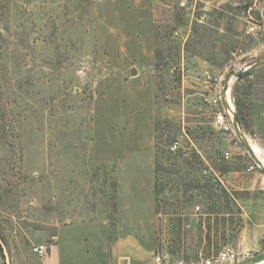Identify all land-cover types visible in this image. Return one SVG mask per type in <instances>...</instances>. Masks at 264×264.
I'll use <instances>...</instances> for the list:
<instances>
[{
  "label": "rangeland",
  "instance_id": "rangeland-1",
  "mask_svg": "<svg viewBox=\"0 0 264 264\" xmlns=\"http://www.w3.org/2000/svg\"><path fill=\"white\" fill-rule=\"evenodd\" d=\"M180 2L0 0V264H264V0Z\"/></svg>",
  "mask_w": 264,
  "mask_h": 264
},
{
  "label": "built area",
  "instance_id": "built-area-1",
  "mask_svg": "<svg viewBox=\"0 0 264 264\" xmlns=\"http://www.w3.org/2000/svg\"><path fill=\"white\" fill-rule=\"evenodd\" d=\"M181 7L187 6V0H181L180 2ZM256 29L255 25H252L249 27L248 32H253ZM174 37L176 38H182L183 33L180 29H176L173 31ZM205 80L207 84L209 85V93L206 95V100L208 103L212 106L218 107V111L215 113V118H214V124L217 126L219 129L232 133L233 135L236 136V143L241 142L240 138L238 137L236 130L234 128V115L236 113L235 107L233 106L230 97L228 95L229 103L231 105V108H228L224 105L223 100H222V90L224 88V75L222 74H217L209 69H207L204 73ZM179 142L174 143L171 146V149L175 151L178 149ZM225 158H230L231 153L230 151H225L224 153ZM256 166H259L257 163H254L250 166V170L255 168ZM260 167V166H259ZM205 173H211L213 174L212 168L210 169H205ZM214 174L218 177V174L214 172ZM262 188L264 189V181L262 182ZM197 208H200V206H197ZM44 246H38L36 247V251H38L40 254L44 253ZM225 258V254L221 253L215 260L209 259L207 260V264H215V263H222V260Z\"/></svg>",
  "mask_w": 264,
  "mask_h": 264
},
{
  "label": "water",
  "instance_id": "water-1",
  "mask_svg": "<svg viewBox=\"0 0 264 264\" xmlns=\"http://www.w3.org/2000/svg\"><path fill=\"white\" fill-rule=\"evenodd\" d=\"M264 66V58L260 59L259 61H257L256 63L246 66L244 68H239V69H231L230 71H228L224 77V88L222 90V100L223 103L226 107L231 108V105L229 103V99H228V94L231 91V83L233 78H241L244 77L248 74H250L251 72L255 71L256 69L260 68ZM234 128L236 130V133L238 135V137L240 138L241 142L243 143V145L245 146V148L248 150V152L250 153V155L252 156V158L255 160V162L264 169V164L262 162V160L257 156V154L255 153L249 138L241 131V127L238 121V117L237 114L235 113L234 115Z\"/></svg>",
  "mask_w": 264,
  "mask_h": 264
},
{
  "label": "trees",
  "instance_id": "trees-1",
  "mask_svg": "<svg viewBox=\"0 0 264 264\" xmlns=\"http://www.w3.org/2000/svg\"><path fill=\"white\" fill-rule=\"evenodd\" d=\"M247 76H249V74L246 75V76H244V77L238 78V80H242V79H244V78L247 77ZM234 97L236 98L235 103H236V105H237V108H239V107H240V100L236 97L235 90H234ZM237 117H238V121H239V123H240L242 119H241V112H240L239 109H238V111H237ZM195 187H201V185L198 184V185H196Z\"/></svg>",
  "mask_w": 264,
  "mask_h": 264
},
{
  "label": "bare ground",
  "instance_id": "bare-ground-1",
  "mask_svg": "<svg viewBox=\"0 0 264 264\" xmlns=\"http://www.w3.org/2000/svg\"><path fill=\"white\" fill-rule=\"evenodd\" d=\"M254 151H255V150H254ZM255 153H256V152H255ZM263 161H264V160H263ZM263 161H262V162H263Z\"/></svg>",
  "mask_w": 264,
  "mask_h": 264
}]
</instances>
